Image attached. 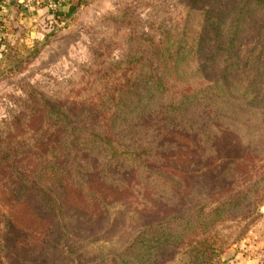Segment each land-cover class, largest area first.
<instances>
[{"label": "trees", "instance_id": "16d2710c", "mask_svg": "<svg viewBox=\"0 0 264 264\" xmlns=\"http://www.w3.org/2000/svg\"><path fill=\"white\" fill-rule=\"evenodd\" d=\"M57 1L33 5L51 34L85 3ZM146 5L168 7L148 29ZM104 19L112 41L93 40L75 88L27 84L0 122V264H100L118 202L139 223L114 264H226L264 205V0H140Z\"/></svg>", "mask_w": 264, "mask_h": 264}, {"label": "rangeland", "instance_id": "374dc122", "mask_svg": "<svg viewBox=\"0 0 264 264\" xmlns=\"http://www.w3.org/2000/svg\"><path fill=\"white\" fill-rule=\"evenodd\" d=\"M138 1L140 0H85L70 18V25L61 27L55 34L50 33L52 18L45 16L37 26L32 23L28 28L25 27L26 31L31 32L21 34L15 43L10 39H3L2 43L7 51H3L0 56V122L9 118L10 108H16V98L25 96L27 84L35 85L50 95L61 94L75 88L80 80L81 66L91 63L90 45L93 40L98 42L104 39L106 43L112 41L111 22L109 19H104L105 15L114 14L127 5H136ZM73 2L77 4L79 0ZM91 8L96 9V12ZM167 9L168 7H160L154 10L152 5H146L139 8L138 12L148 29L146 22ZM82 10L84 15L81 13ZM22 11L25 14L30 13V10ZM151 11H153L152 15L149 14ZM50 12L52 16V11ZM165 21L171 25L177 21V15L169 12ZM25 36L32 38L31 46L26 43ZM47 38L48 41L31 59L32 50ZM256 41L257 31L251 29L243 43V52L252 48ZM113 42V46L116 47L111 55L114 59H119L126 46L120 44L121 40H113ZM139 205L143 207L144 203L140 202ZM109 209L108 221L99 223L96 228L103 231L107 240L92 244L95 252L101 251L105 255L100 264H114L112 251L122 250L131 243L127 241V234L133 231L135 226L137 232V223H139L136 217L131 218L127 206L122 202L109 206ZM124 213L127 219L123 217ZM223 231L228 233L232 230L226 228ZM221 257L223 261L226 260V264H264V205L243 238L231 244ZM181 259V254H177L174 259L164 264H180Z\"/></svg>", "mask_w": 264, "mask_h": 264}, {"label": "crops", "instance_id": "0c3cea01", "mask_svg": "<svg viewBox=\"0 0 264 264\" xmlns=\"http://www.w3.org/2000/svg\"><path fill=\"white\" fill-rule=\"evenodd\" d=\"M62 9L65 12H68L70 10V6L65 5ZM91 9L96 12V9ZM22 10L23 8L20 5V0H0V20H3L6 27L4 39H10L15 43L16 40L21 37V34L31 32L26 31L25 27L28 28L32 23L37 26V24L42 21L43 17H51V12L48 10V7H34L30 10V13L26 14ZM83 12L84 11L82 10L81 13ZM82 15H84V13ZM24 38L26 43H28V46H31L32 38L26 36ZM3 51H7V49L5 48L4 43H0V56Z\"/></svg>", "mask_w": 264, "mask_h": 264}, {"label": "built area", "instance_id": "2783aa9c", "mask_svg": "<svg viewBox=\"0 0 264 264\" xmlns=\"http://www.w3.org/2000/svg\"><path fill=\"white\" fill-rule=\"evenodd\" d=\"M36 0H20L21 4H22V8L25 11H29L33 8L34 2ZM50 6V8L55 9L58 8V6L60 5L58 3L57 0H46Z\"/></svg>", "mask_w": 264, "mask_h": 264}, {"label": "water", "instance_id": "95a60500", "mask_svg": "<svg viewBox=\"0 0 264 264\" xmlns=\"http://www.w3.org/2000/svg\"><path fill=\"white\" fill-rule=\"evenodd\" d=\"M73 1H75V0H73ZM78 1V0H77Z\"/></svg>", "mask_w": 264, "mask_h": 264}]
</instances>
